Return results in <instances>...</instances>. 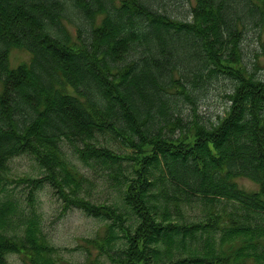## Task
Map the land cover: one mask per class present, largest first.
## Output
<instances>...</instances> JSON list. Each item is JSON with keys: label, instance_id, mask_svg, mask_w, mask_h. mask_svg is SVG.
<instances>
[{"label": "trees", "instance_id": "trees-1", "mask_svg": "<svg viewBox=\"0 0 264 264\" xmlns=\"http://www.w3.org/2000/svg\"><path fill=\"white\" fill-rule=\"evenodd\" d=\"M171 2L0 0V193L15 157L42 172L19 180L26 204L0 198V264H73L44 233L46 186L62 215L105 221L83 264H264V79L242 46L264 0H194L188 19ZM15 49L31 59L11 69ZM221 76L230 106L205 121L197 102Z\"/></svg>", "mask_w": 264, "mask_h": 264}, {"label": "rangeland", "instance_id": "rangeland-1", "mask_svg": "<svg viewBox=\"0 0 264 264\" xmlns=\"http://www.w3.org/2000/svg\"><path fill=\"white\" fill-rule=\"evenodd\" d=\"M192 4H194V0H172L170 12L178 18L188 19ZM68 26L76 37V29L70 25ZM242 46L248 68L257 72V75L264 79V29L250 28L246 31ZM30 59V53L22 50H12L9 57L10 68L15 69L21 64L29 63ZM231 86V82L221 76L220 82L212 83L208 90L202 93L200 100L197 102V111L203 120L217 122L219 116L223 117L225 115L226 109L230 106L227 94ZM192 108L187 102L183 106L182 115L185 118L191 116ZM79 167L83 172L97 178V174H94L93 170L84 168L81 164H79ZM5 176L8 180L4 182L5 192L0 193L1 200L5 198L6 194H10L12 198L19 199L23 204H26L27 185L19 183V180L24 177L40 178L42 172L33 158L23 155L10 161V170L5 173ZM98 181H100V186L97 192L100 194L98 196L100 200L113 201L118 194L116 188H112L105 183L103 178L98 179ZM237 183L240 188L248 192L259 190V185L247 178H238ZM37 208L41 215L44 233L52 245L61 249V261L83 264L88 256L87 248L92 252V260H95L99 255V250L87 244L86 239L102 237L105 221L90 217L79 209H71L62 215V205L53 195L49 186L38 192ZM100 260L105 264H111L105 255L100 256ZM9 262L10 264H22L21 257L16 254L10 256ZM93 262L97 264L95 261Z\"/></svg>", "mask_w": 264, "mask_h": 264}]
</instances>
